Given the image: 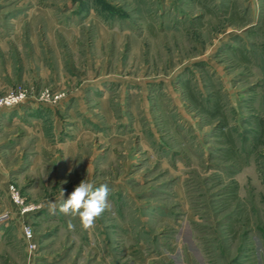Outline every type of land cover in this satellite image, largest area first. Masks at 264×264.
I'll return each instance as SVG.
<instances>
[{"label":"rangeland","instance_id":"rangeland-1","mask_svg":"<svg viewBox=\"0 0 264 264\" xmlns=\"http://www.w3.org/2000/svg\"><path fill=\"white\" fill-rule=\"evenodd\" d=\"M0 264H264V0H0Z\"/></svg>","mask_w":264,"mask_h":264},{"label":"clouds","instance_id":"clouds-1","mask_svg":"<svg viewBox=\"0 0 264 264\" xmlns=\"http://www.w3.org/2000/svg\"><path fill=\"white\" fill-rule=\"evenodd\" d=\"M109 193L107 183L97 187L93 182L82 180L67 198L65 190L61 189L59 211L65 215L78 216L85 228L91 227L106 210L110 209ZM51 208L54 210L56 204L52 203Z\"/></svg>","mask_w":264,"mask_h":264},{"label":"built area","instance_id":"built-area-1","mask_svg":"<svg viewBox=\"0 0 264 264\" xmlns=\"http://www.w3.org/2000/svg\"><path fill=\"white\" fill-rule=\"evenodd\" d=\"M9 193H10V199L12 200V202L14 204L20 205L22 212H24L26 210H31L32 207H29V206L25 207L24 206L22 198H21L19 192L14 188V186H12V185L9 186ZM22 236L27 243V247L29 249H34L35 243L32 242L33 229L31 228L30 225L25 224L22 226Z\"/></svg>","mask_w":264,"mask_h":264}]
</instances>
